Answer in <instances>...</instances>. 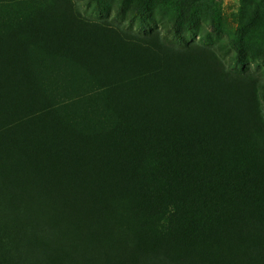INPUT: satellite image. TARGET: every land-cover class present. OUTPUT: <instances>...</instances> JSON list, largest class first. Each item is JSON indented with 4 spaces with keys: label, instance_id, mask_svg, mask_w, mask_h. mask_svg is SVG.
<instances>
[{
    "label": "trees",
    "instance_id": "trees-1",
    "mask_svg": "<svg viewBox=\"0 0 264 264\" xmlns=\"http://www.w3.org/2000/svg\"><path fill=\"white\" fill-rule=\"evenodd\" d=\"M127 40L58 8L0 34L17 264H264L263 80Z\"/></svg>",
    "mask_w": 264,
    "mask_h": 264
},
{
    "label": "rangeland",
    "instance_id": "rangeland-1",
    "mask_svg": "<svg viewBox=\"0 0 264 264\" xmlns=\"http://www.w3.org/2000/svg\"><path fill=\"white\" fill-rule=\"evenodd\" d=\"M253 0H0V34L37 8H58L127 41L146 33L164 46L212 53L227 73L251 71L264 84V8ZM154 33V34H153ZM263 90V89H261ZM264 112V105H263ZM0 219V264H17L14 242Z\"/></svg>",
    "mask_w": 264,
    "mask_h": 264
}]
</instances>
